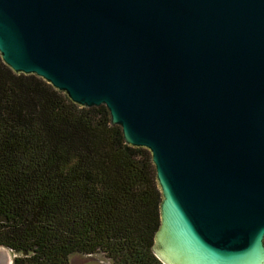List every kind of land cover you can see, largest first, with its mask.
Returning a JSON list of instances; mask_svg holds the SVG:
<instances>
[{
    "label": "water",
    "instance_id": "water-1",
    "mask_svg": "<svg viewBox=\"0 0 264 264\" xmlns=\"http://www.w3.org/2000/svg\"><path fill=\"white\" fill-rule=\"evenodd\" d=\"M0 56L150 152L163 264H264V0H0Z\"/></svg>",
    "mask_w": 264,
    "mask_h": 264
},
{
    "label": "trees",
    "instance_id": "trees-1",
    "mask_svg": "<svg viewBox=\"0 0 264 264\" xmlns=\"http://www.w3.org/2000/svg\"><path fill=\"white\" fill-rule=\"evenodd\" d=\"M150 152L125 143L105 106L81 107L0 56V246L14 264H163Z\"/></svg>",
    "mask_w": 264,
    "mask_h": 264
},
{
    "label": "rangeland",
    "instance_id": "rangeland-1",
    "mask_svg": "<svg viewBox=\"0 0 264 264\" xmlns=\"http://www.w3.org/2000/svg\"><path fill=\"white\" fill-rule=\"evenodd\" d=\"M10 261H13L15 253L12 250L7 251ZM70 264H113L110 259L106 258L102 253L93 255L72 254L70 256Z\"/></svg>",
    "mask_w": 264,
    "mask_h": 264
}]
</instances>
